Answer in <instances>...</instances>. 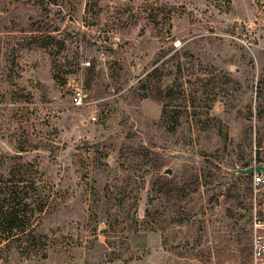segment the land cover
<instances>
[{
    "label": "rangeland",
    "instance_id": "obj_1",
    "mask_svg": "<svg viewBox=\"0 0 264 264\" xmlns=\"http://www.w3.org/2000/svg\"><path fill=\"white\" fill-rule=\"evenodd\" d=\"M259 82L264 0H0V264H250Z\"/></svg>",
    "mask_w": 264,
    "mask_h": 264
},
{
    "label": "trees",
    "instance_id": "obj_2",
    "mask_svg": "<svg viewBox=\"0 0 264 264\" xmlns=\"http://www.w3.org/2000/svg\"><path fill=\"white\" fill-rule=\"evenodd\" d=\"M256 112L252 109L248 111L250 124L249 129L256 126V123L264 121V85L259 82L256 87ZM253 120V121H252ZM260 142L257 141V148H260ZM256 162H264L259 155L256 157ZM159 170V169H157ZM1 177V176H0ZM3 178V177H1ZM21 181L11 182L9 180L0 181V234L9 239L12 237L15 230L24 231L27 224L25 222V209L27 207V188L21 186ZM163 193L165 197L171 195L174 192L179 191L176 183L170 179L162 184ZM31 188V187H30ZM21 189L20 191H18ZM24 189V190H23ZM6 206V209H5Z\"/></svg>",
    "mask_w": 264,
    "mask_h": 264
},
{
    "label": "built area",
    "instance_id": "obj_3",
    "mask_svg": "<svg viewBox=\"0 0 264 264\" xmlns=\"http://www.w3.org/2000/svg\"><path fill=\"white\" fill-rule=\"evenodd\" d=\"M86 95L82 84H80L71 96V105L80 108L86 102ZM96 110L92 111L90 120L96 121ZM252 178V190L254 199L258 196L264 197V176L261 173H254ZM252 237L250 242V264H264V220L253 221Z\"/></svg>",
    "mask_w": 264,
    "mask_h": 264
},
{
    "label": "water",
    "instance_id": "obj_4",
    "mask_svg": "<svg viewBox=\"0 0 264 264\" xmlns=\"http://www.w3.org/2000/svg\"><path fill=\"white\" fill-rule=\"evenodd\" d=\"M232 173L237 176H249L254 173H261L264 176V162L256 163L244 169L236 168L235 170H232ZM163 174L171 176L172 171L170 169H166L163 171Z\"/></svg>",
    "mask_w": 264,
    "mask_h": 264
}]
</instances>
